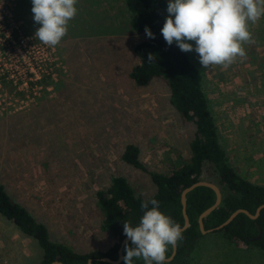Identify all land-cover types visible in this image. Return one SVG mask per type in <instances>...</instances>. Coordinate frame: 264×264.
<instances>
[{"label":"rangeland","instance_id":"374dc122","mask_svg":"<svg viewBox=\"0 0 264 264\" xmlns=\"http://www.w3.org/2000/svg\"><path fill=\"white\" fill-rule=\"evenodd\" d=\"M32 7L31 0H0V180L46 225L51 240L79 253L104 252L117 241L101 229L96 192L115 175L135 195L155 191L147 173L121 160L124 147L135 144L150 169L168 172L189 157L195 127L170 104L165 81L139 87L129 77L138 62L133 46L145 37L132 29L135 16L123 0H78V13L55 47L34 38L41 25ZM249 31L254 43L244 44L246 56L227 68H203L194 50L187 53L202 74L231 165L263 183L264 17ZM39 57L48 59L46 72L35 79L30 67ZM200 178L218 182L209 163ZM41 256L33 238L0 216V264H37ZM190 264H264V251L208 232Z\"/></svg>","mask_w":264,"mask_h":264},{"label":"trees","instance_id":"16d2710c","mask_svg":"<svg viewBox=\"0 0 264 264\" xmlns=\"http://www.w3.org/2000/svg\"><path fill=\"white\" fill-rule=\"evenodd\" d=\"M123 2L126 9L135 16L132 29L143 33L145 37L133 46V53L138 62L130 69L129 77L139 87L149 85L156 78L165 81L169 88L170 104L184 120L193 123L195 127L189 141V157L168 172H159L150 169L140 160L138 146L129 143L124 147L120 155L121 160L147 173L155 191L147 198L135 195L127 179L115 175L111 177L109 187L96 192L97 206L102 217L101 229L117 241L104 252L92 250L79 253L67 244L51 240L46 225L17 202L0 180V216L15 225L21 234L37 242L42 250L41 259L37 264H50L54 261L62 264H87L88 259H91V264H111L101 258L117 259L119 243L125 237L124 222L128 221L132 226L138 225L143 215L140 205L145 200L157 199L160 202V211L182 227L184 218L180 201L181 191L201 180L205 163L211 164L217 174L216 185L221 191V202L203 218L204 229L215 228L238 208L253 214L257 206L264 203V182L254 183L241 176L229 161L203 90L200 70L187 52H182L175 42L171 46L167 45L161 34L166 21L164 9L167 0ZM145 26L154 33V39L146 36ZM149 53L155 57L152 62L148 61ZM214 200L215 193L207 186H197L186 194L189 225L183 229V239L178 242L175 255L166 264H190L195 245L204 236L199 229L197 218ZM258 225L262 229L259 237ZM212 233L230 245L264 251V208L256 219L240 212L228 224L214 229ZM127 243L132 246L131 241ZM171 252L172 248L169 247L167 257ZM119 264H124L123 259ZM133 264H144V261H133Z\"/></svg>","mask_w":264,"mask_h":264},{"label":"clouds","instance_id":"9594fccd","mask_svg":"<svg viewBox=\"0 0 264 264\" xmlns=\"http://www.w3.org/2000/svg\"><path fill=\"white\" fill-rule=\"evenodd\" d=\"M31 2L33 20L41 25L34 38L49 47L59 45L67 35L69 22L78 13V0ZM167 12L161 29L167 45L175 42L182 52L194 50L203 68H227L237 57L246 56L244 44L254 43L249 25L264 17V0H169ZM145 34L155 38L147 26ZM187 41H194L195 48ZM154 60V55L149 53L148 61ZM140 207L143 215L137 226L124 222V235L132 245L125 243L124 264H133L134 258L142 259L144 264H166V253L183 239V229L160 211L157 199L142 201Z\"/></svg>","mask_w":264,"mask_h":264},{"label":"water","instance_id":"95a60500","mask_svg":"<svg viewBox=\"0 0 264 264\" xmlns=\"http://www.w3.org/2000/svg\"><path fill=\"white\" fill-rule=\"evenodd\" d=\"M197 186H207V187L211 188L214 191V193H215V200H214L213 204H211L209 207L204 209L199 214V216L197 218L199 229H200L202 234H205V233H208V232H212L214 229L221 228L222 226L228 224L240 212L245 213L251 219H256L258 217V215H259L260 210L262 208H264V203L260 204L259 206H257V208L255 209V212L253 214L250 213L246 209L238 208L235 211H233L223 223L219 224L215 228L204 229L203 218L207 214H209L211 211H213L216 207H218V205L221 202V191H220L219 187L215 183H212V182H209V181H204V180H198V181L190 184L189 186L185 187L181 191L180 201H181V205H182V214H183V218H184V223L182 225V229H185L189 225V219H188V216L186 214V194L189 191H191L193 188L197 187ZM257 227H258V237H259L261 235V233H262V229H261V227L259 225ZM126 242H130V240H129L128 237L125 236L119 243L117 259H110L108 257H102L101 260L106 261V262L111 263V264H119L122 261L123 247H124ZM175 253H176V248L172 249V252H171L170 256L167 257V261H170L173 258V256L175 255ZM89 262L91 264V259H88L87 264H89ZM50 264H62V263L58 262V261H54V262H52Z\"/></svg>","mask_w":264,"mask_h":264},{"label":"built area","instance_id":"2783aa9c","mask_svg":"<svg viewBox=\"0 0 264 264\" xmlns=\"http://www.w3.org/2000/svg\"><path fill=\"white\" fill-rule=\"evenodd\" d=\"M44 57H39L38 59H34V62L32 63L30 70L31 72L35 75L36 78H41L44 72H46V60L48 59H43ZM54 73H52L53 75ZM41 75V77H40Z\"/></svg>","mask_w":264,"mask_h":264}]
</instances>
